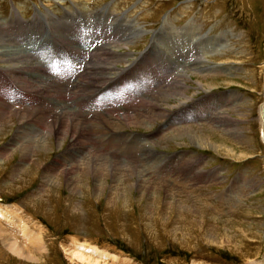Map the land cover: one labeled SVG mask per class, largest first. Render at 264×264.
Returning a JSON list of instances; mask_svg holds the SVG:
<instances>
[{"label":"rangeland","instance_id":"1","mask_svg":"<svg viewBox=\"0 0 264 264\" xmlns=\"http://www.w3.org/2000/svg\"><path fill=\"white\" fill-rule=\"evenodd\" d=\"M94 7L100 12L97 18L89 13ZM69 11L72 21L78 20L81 13L83 22L90 16L88 19L94 20L92 28L99 24L101 12H107L134 20L147 33L127 46L120 41L112 43L126 53L128 61L109 70L112 77L124 72L110 83L106 80L112 77L107 78L98 68L99 61L111 62L110 55L98 49L85 61L88 63L85 74L70 78L73 90L67 88L69 77L83 59L75 62L69 54L63 56L66 52L57 49L61 52L59 63L53 66L46 61L38 71L41 77L30 74V69L23 72L0 69V93L2 96V92L14 93L10 96L16 97L14 101L0 97V106H7L2 118L15 122L5 137L0 134V229L10 242L16 241L23 251H32L35 256L33 260L15 254L0 235V264H85L71 259L68 252L78 242L111 253L102 258L106 264L262 262L264 145L259 139L258 106L264 85V0H0V23L8 31H15V22L46 18L52 26L70 15ZM190 25L203 37V44L222 41V48L216 44V52L210 53L209 48L204 51L208 63H218L222 69L205 76L183 68L181 78H186L189 85L186 94L191 97L181 105L173 98L176 92L171 89L176 84L175 78L180 77L171 75L168 69L165 71L161 66L168 64L158 56L169 55L168 29L183 30ZM76 29L82 32V28ZM70 33L74 38V28ZM49 37L45 34L41 44L48 41L56 44L52 34ZM113 39L110 41L114 42ZM43 57L36 58L41 61ZM129 63L134 65L129 68ZM135 67L138 68L132 69ZM54 72L61 75L52 79L64 87L59 95L48 85L52 79L46 82L42 77V73ZM123 79L128 81L121 87L130 85L120 91L117 83ZM199 82L202 88H198ZM112 87L116 91L112 92ZM53 94L58 101L50 102L48 96ZM77 94L86 99L78 101L75 114H85L88 108L89 120L94 119L92 124L88 123L92 143L95 140L97 144V138L104 136L97 144L100 147L92 148L91 152L94 155L108 148L103 152L115 155L113 164L123 169L119 179H114L104 166L105 177L99 185L95 177L79 176L74 186H69L66 176L60 173L44 185L42 176L47 165L69 167L66 161L73 149L78 151L83 144H91L85 141V133L77 134L67 126L66 123H72L68 118L75 115L69 111L70 106L63 109L58 104L77 98ZM26 98L31 103L24 102ZM19 99L21 102L17 103ZM38 114H48L42 124L45 128L51 129L57 120L61 126L56 129L52 150L42 155L44 164L38 169V165L30 162L20 173V151L8 148L14 135L26 133L25 126L32 123L31 127L35 126L32 119ZM131 116L151 120L153 125L148 129L133 121L123 128L116 126V122ZM190 135L200 144L203 141L202 145L194 143ZM59 136L67 137L61 148L57 143ZM127 137L130 140L125 143ZM144 153L151 157L148 159ZM124 165H130L135 173ZM138 179L145 182V189ZM27 236L40 238L41 243L34 244L31 242L34 239Z\"/></svg>","mask_w":264,"mask_h":264},{"label":"bare ground","instance_id":"2","mask_svg":"<svg viewBox=\"0 0 264 264\" xmlns=\"http://www.w3.org/2000/svg\"><path fill=\"white\" fill-rule=\"evenodd\" d=\"M69 13H71V11H69ZM99 14H100V12H99ZM103 15H105V18L102 17ZM68 16L69 17L72 16V13L70 15L67 14L66 17L64 16V19L61 18L59 22H53L52 26H50L51 24L48 25L49 22L46 18L43 21L38 19L39 21H41V23L35 19L31 22L18 21V23H16V22L14 23L15 31H13V30L8 31L9 29L6 27V25L5 24L3 25L0 23V69L6 68V70L9 69L10 71L11 70H17V71L21 70L22 72L26 71V69H28V70L30 69V71H29L30 74L32 73L33 76H40L41 75V74H39L40 72L38 73L39 68L44 67L42 65L46 62L45 56L41 50V49H43L42 47L45 44L50 42V44H48V45H54L55 49L61 51L62 53L66 52V54L63 56H68V54H69L70 58L74 59V61L77 62V61H80L82 59L85 60L84 59L85 58V50H87L95 41H97V42H99V44H96L94 46V48L90 52V55L92 52L97 51V49H98V51L102 50L103 52H105V54L110 55V57L108 59H110L111 62L104 63L103 61H99V63H98V68L102 69V72L104 71L103 72L104 76L109 78V77H112V73L109 70L114 69V68H118L117 63H120V62L124 63V62L128 61L126 59V57L124 56L126 53L121 51V49L118 46L116 47L112 43H117V41H120L122 43H125L127 46L129 43H132L136 38H138V37L140 38V36L147 33L146 30L141 29L142 26L140 27V25H137V23H135L134 20H130L127 17H120L118 15L114 16L113 13L107 14V12H106V14H104L101 12L100 22L96 26V28L91 27L93 25L92 23L94 20H89L91 18L90 16H88L89 19L87 18L86 21L84 20L85 22H83L81 19V18H83L82 13L79 14L78 20H75V21H72L73 18H69ZM8 19H10V18H8ZM113 23H115L114 26L112 25ZM83 24L85 26H83ZM41 25H44V26L48 25V32L45 33L46 38L49 37L50 34H52V38L57 40L56 44H52L51 41H48V42L42 43V44H41V41L39 42L38 38L40 37L39 33H40V26ZM58 25H61V26H58ZM49 26H50V28H49ZM94 26H95V24H94ZM41 27H43V26H41ZM76 27L82 28V32L78 31L76 29ZM73 28L75 31V35H74L75 37L71 38L70 31ZM166 34L168 36V38L166 39V42L170 43V45H168V46L171 47L168 50L170 56L169 55L163 56V58L158 56V59H160V60H162L168 64V65L165 64V65L161 66L164 68L165 71L168 69V71L172 72L171 75L174 74V75L180 77L179 79L175 78L174 81L176 82V84L171 89L176 92L174 94L173 98H175V100L178 99V101H179L178 104L182 105V103L187 98L191 97L190 95L186 94V92L189 89V85H187V83H186V78H181L182 73L184 72L183 68L186 69L188 67L189 70L195 71L197 73H205L204 74L205 76L211 75V74L216 73L218 71H221L222 68L221 69L219 68L220 64L208 63L209 60H207L206 54L204 51H206V48H209L210 53L216 52L218 50V46H219L218 44H220L222 41L221 40L217 41V42L213 41V43L208 42L207 44L206 43L203 44V37L199 36L194 25H190L186 29H183V30H180L178 28H174V29L170 28V29H168ZM112 37H115V39H113L114 42L106 39V38L111 39ZM215 39H217V38L215 37ZM100 42H102V43L100 44ZM214 44L218 45V46L216 45L217 46L216 50H215L216 46ZM100 45H102V46H100ZM222 46L223 45H221L220 48H222ZM158 47H159V45H158ZM38 54L42 55V57L44 56L43 58H41V61H39L37 59V58H39ZM102 57H104V56H102ZM158 64H160V63H158ZM132 65H134V63H129L128 67H130ZM136 68H138V67H135L132 69H136ZM119 73H121V72H119ZM84 74H85V72H84ZM58 75H61V74L59 72H54L53 75H46L45 73H42V77L46 78V82H47V80L50 81V78L51 79L52 78L53 79L58 78L59 77ZM116 75L117 74H114L113 76H116ZM79 76H81V74ZM53 79L51 81V84L48 83V85H51L52 91H54L56 94L59 95V90L62 87V84H60V82L58 83V81H55ZM187 79H189V78H187ZM60 80H62V79L60 78ZM106 82H107V80H106ZM198 85H199L198 88H202L200 82L198 83ZM43 86H45V83L43 85L41 84L40 87H43ZM62 88H64V87H62ZM100 89H102V88H100ZM21 94H23V93H21ZM16 95H18V93H16ZM44 95L45 94H43V96ZM48 98H49L50 102L58 101L57 99H59L54 94L51 96H48ZM170 99H172V98H170ZM25 101H26V99H25ZM78 101H80V98L77 97V98L71 99V101H69V100L68 101H66V100L60 101L61 103H58V104L63 109L66 108L67 105H69L70 109H71L69 111H74V114H75L77 111ZM157 104H159V103L157 102ZM263 107H264V104H263ZM51 108H53V106ZM6 109H7V106H0V114H1L0 115V118H1L0 119V134H2L4 137L6 136L7 132L9 130H11V128L15 124V122H10L9 120L2 118L3 117L2 112H5ZM53 109H55V108H53ZM91 109H92V107H91ZM96 109H98V107L93 108V110H96ZM113 112H115V111H113ZM102 113H103V110H102ZM107 113H110V112L107 111ZM16 114L21 115L19 112H17ZM47 116H48V114L46 116H44L42 114L36 115L34 117V119H32V120H34L35 126L31 127L33 123L25 126V129L28 128V130H29V131H26L24 129V131L28 135L26 133H24V134L21 133V135H19L18 137H15V135H14V138L11 140L12 143L8 149H12L13 151H18V150L20 151L21 161L19 162V170H18V172H20V173H22L21 170L22 171L25 170V167L30 166V162L34 163V166L38 165L37 168L39 169L44 164V161H46L44 159V157H42V155L44 153H47V152L52 150V147L54 144L53 137L57 134L56 129L60 128L61 125L57 124V122H58V120H57L55 122V124L51 127V129L45 128L42 124L44 123V120L47 119ZM90 116H91V110L86 108L85 114H78V115L75 114L72 116L73 118L72 117L68 118V119H71L72 123L71 124L66 123L67 126H69L73 130V132H76L77 134H78V132L85 133V137H84L85 141L90 142L91 144H89V143L83 144V146L77 148L78 151H76V149H73L74 151L71 154V156H69L68 160L67 161L64 160L66 162H69V164H68L69 167L66 166V164H62V165L58 164L57 167H56V164L47 165V168L43 171L44 175L42 176L44 185L47 184L48 182L50 183V180L52 178H55L59 173L61 175L64 174L66 176V179H67L66 182H67V184H69V186H72V185L74 186V181L79 176L86 178V179H90L91 177L92 178L95 177L96 179H98L97 181H98V185H99L100 180L101 181H102V179L104 180V177H105L103 175L104 169H105L104 166H107V168H109L108 169V170H110L109 175H111L112 178L116 179V178L120 177V176H118V174L120 173L121 169H123V168H120V165L118 166L117 164H113L112 161H115V158H116L115 155H107L103 152V150L105 152H107L108 148L102 149V152H99V150L97 152L95 150V152H97V154H94V155L91 152L92 148L93 149H95V147L98 148V146L100 145V140L102 142V140H104V136L97 138L98 139L97 144H99V145L96 144L94 137H93L94 142L92 143V139H90L91 134L88 132V131H90L89 130L90 124H88V123L90 122L92 124L94 119L89 120V119H91ZM130 118L131 119L126 118L125 121L116 122L115 124L117 127L123 128L126 126V124L134 121V123L141 124L142 126H145V127L147 126L148 129H149V127H151L153 125V121L148 120V119L142 120V119H138L139 117L135 118L134 116H131ZM61 119L65 120V117L62 116ZM86 119H87V121H86ZM96 119H97V117H96ZM7 127H8V129H7ZM64 132H65V130H64ZM82 133H80V137H82V135H83ZM190 136L193 139L194 143L200 144L197 138H195L192 135H190ZM74 137H75V135H74ZM66 138L67 137H65V136L62 138L59 136V141L57 142L59 148H61L64 145ZM80 140H81V138H80ZM144 142L146 143V141H144ZM205 142H206V140H205ZM202 143H203V141H202ZM202 143L200 145H202ZM75 144H73V145H75ZM72 148H73V146H72ZM99 149H101V148H99ZM2 154H4V153H2ZM96 155L99 157L98 159L96 158ZM144 155H145V157H147L148 153H144ZM7 156H4L3 158H5ZM152 156H154V155H152ZM150 157H151V155H150ZM150 157H147V158L149 159ZM0 159H2V157H0ZM126 159L127 158H125V159L121 158V160H123L124 162L127 161ZM77 160H78V162H76ZM106 161H110V163L108 164V163H106ZM111 163H112V165H114L113 167H109V165H111ZM124 166L130 167V165L129 166L124 165ZM128 171H132L135 173L136 170H133L132 167H130L128 169ZM142 174H145V173L143 172ZM142 178H143V176H142ZM138 181L140 183V186H143V188L145 189L146 188L145 182L141 183L140 179H138ZM117 182H118V180H116V183ZM101 184H102V182H101ZM40 208H41V205H40ZM179 212H181V211H179ZM8 215H7V217H8ZM25 229H24V231H25ZM20 230H22V228ZM1 231L2 230L0 229V235L3 238L2 240H3L4 244L7 245L9 247V249H12L15 254L24 256L26 258H32L33 260L35 259L34 254L30 253L32 251H30V252L23 251V249L19 245L16 244V241L10 242V239L8 237L1 234ZM27 232H28V230H27ZM37 235L39 236V234H37ZM29 237H30V239H34L31 241V242H35L34 244L41 243L40 238H36L35 236L34 237L27 236L28 239H29ZM68 252H69L71 259H75V260L77 259V261L81 260L85 264H106V263H103L105 261H102V258H104L105 256H111L110 255L111 253L110 254L106 253L107 251L106 252L100 251L99 249H97V247L95 248L91 245L89 247H85L84 244L81 242L80 243L78 242V244H75L74 247L71 248V250H68ZM123 261H124V259H123ZM250 264H264V260L260 263L259 262L257 263V261L256 262H250Z\"/></svg>","mask_w":264,"mask_h":264},{"label":"water","instance_id":"3","mask_svg":"<svg viewBox=\"0 0 264 264\" xmlns=\"http://www.w3.org/2000/svg\"><path fill=\"white\" fill-rule=\"evenodd\" d=\"M263 104H264V101H263Z\"/></svg>","mask_w":264,"mask_h":264}]
</instances>
